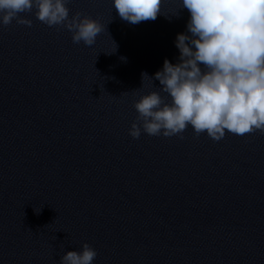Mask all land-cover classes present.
I'll list each match as a JSON object with an SVG mask.
<instances>
[{
  "label": "clouds",
  "instance_id": "obj_1",
  "mask_svg": "<svg viewBox=\"0 0 264 264\" xmlns=\"http://www.w3.org/2000/svg\"><path fill=\"white\" fill-rule=\"evenodd\" d=\"M67 2L0 0V24L7 26L15 20L31 26V20L20 14L35 8L41 23L66 28L75 44L94 45L105 26L80 12L70 17ZM162 3L113 0V7L122 20L137 25L155 21ZM180 9L190 13V35H177L178 62L165 59L152 78L159 81V91L133 102L138 115L129 135L138 139L143 131L184 139L189 126L197 137L206 133L214 141L224 138L226 131L239 136L256 131L264 135V0H181ZM145 77L148 74L142 73V82ZM96 256V250L85 243L81 251L62 255L60 264H92Z\"/></svg>",
  "mask_w": 264,
  "mask_h": 264
}]
</instances>
